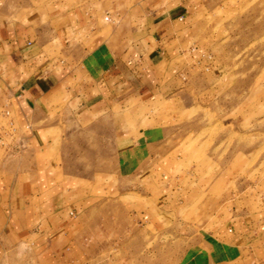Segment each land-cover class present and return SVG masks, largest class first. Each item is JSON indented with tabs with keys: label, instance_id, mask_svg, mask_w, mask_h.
Here are the masks:
<instances>
[{
	"label": "crops",
	"instance_id": "1",
	"mask_svg": "<svg viewBox=\"0 0 264 264\" xmlns=\"http://www.w3.org/2000/svg\"><path fill=\"white\" fill-rule=\"evenodd\" d=\"M229 10L228 0H0V125L9 109L18 127L0 152V260L23 246L57 254L71 215L101 202L106 183L115 195L136 180L130 192L152 197L138 180L215 91L211 53ZM144 108L172 120L122 133L117 118L143 123ZM253 187L240 211L201 219L184 264H264V178Z\"/></svg>",
	"mask_w": 264,
	"mask_h": 264
},
{
	"label": "rangeland",
	"instance_id": "2",
	"mask_svg": "<svg viewBox=\"0 0 264 264\" xmlns=\"http://www.w3.org/2000/svg\"><path fill=\"white\" fill-rule=\"evenodd\" d=\"M228 2L230 10L219 18L218 46L211 53L216 78L206 83L212 82L215 91L202 95L203 103L180 117L186 119L185 138L171 142L170 156L155 159L151 176L138 180L152 197L130 192L136 180L123 181L121 194L115 195L106 183L101 202L71 215V225L57 241V254H37L23 246L0 264H184L201 219H225L234 204L241 210L243 189L250 188L245 193L251 198L253 186L264 178V0ZM149 110L142 111L151 116L143 123L119 116L121 132L172 120L159 118L161 109L153 115ZM189 198L196 200L192 206H178ZM162 201L168 205L163 207Z\"/></svg>",
	"mask_w": 264,
	"mask_h": 264
},
{
	"label": "built area",
	"instance_id": "3",
	"mask_svg": "<svg viewBox=\"0 0 264 264\" xmlns=\"http://www.w3.org/2000/svg\"><path fill=\"white\" fill-rule=\"evenodd\" d=\"M2 116L6 118L0 125V152L8 153L15 148V140L18 137V127L11 110H2Z\"/></svg>",
	"mask_w": 264,
	"mask_h": 264
}]
</instances>
